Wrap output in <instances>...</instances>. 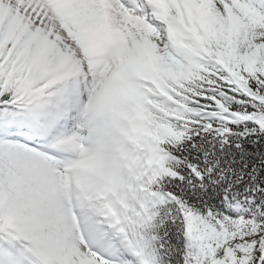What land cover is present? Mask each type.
Returning <instances> with one entry per match:
<instances>
[{
    "label": "snow or ice",
    "instance_id": "1",
    "mask_svg": "<svg viewBox=\"0 0 264 264\" xmlns=\"http://www.w3.org/2000/svg\"><path fill=\"white\" fill-rule=\"evenodd\" d=\"M0 264H264V0H0Z\"/></svg>",
    "mask_w": 264,
    "mask_h": 264
}]
</instances>
